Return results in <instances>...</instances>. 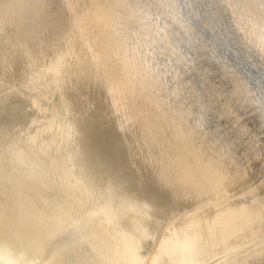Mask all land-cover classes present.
Segmentation results:
<instances>
[{
    "label": "rangeland",
    "instance_id": "374dc122",
    "mask_svg": "<svg viewBox=\"0 0 264 264\" xmlns=\"http://www.w3.org/2000/svg\"><path fill=\"white\" fill-rule=\"evenodd\" d=\"M201 1L205 14L199 21L197 20L195 23L193 21L194 24L191 21V24L197 30L201 26V20L204 19L215 26L213 30L204 28L205 31H201V34L204 33L205 40L207 42L210 40L209 45L214 50V57L222 61L229 71L240 76L248 88L260 86V90L253 88L251 93L260 97L264 102V92H261L264 89L263 58L259 57V54V56L257 55L254 51L255 48L250 50L246 47L244 49L246 43L238 41V38L235 39L236 36L230 33L240 31L237 29L234 19H231L229 13L221 8L220 0ZM45 2L48 7L46 4L45 6L42 4V7H39L38 4L37 8L29 5L23 6L24 8L17 11L18 7L13 6V0H0V227L5 231H18L23 228L33 231L35 236L38 235V248L35 254L37 261L40 259L38 264H81L86 258L85 253L89 250V244L86 243L88 241L85 240L86 235L89 234L91 226L96 227L98 220L106 222L116 245L91 247L93 264H185L183 261L205 264L204 259L212 253L214 248L209 246V243L203 238L210 236L211 240H217L223 237L228 233L230 226L234 224L233 218H239L243 213L238 214L239 217L228 215L222 218L206 219L234 206L228 205V208L226 207L224 210L186 219L185 222L184 219H177V217L183 218L194 211L195 199L187 194L182 186L164 184L158 180L155 167L148 164L144 153H142L143 149H140L141 141L137 131L131 126L118 127L119 120L111 112L103 90L99 87L86 89V87L75 86L77 76L65 70L62 60L68 63L81 61L84 67L80 73L84 78H87L92 71L87 63L89 60L85 55L83 40L78 30L72 35L74 29H68L65 3L62 0H45ZM205 6H209V9H206ZM54 11L59 14L60 20L54 19L53 25H51L50 15L53 16ZM41 24H44L42 27L46 26L42 28V31L39 30ZM96 39L98 38L96 37ZM95 49L93 50L97 51ZM222 50L227 53L221 54ZM215 52L219 54H215ZM226 54H229L227 55L229 58H224ZM243 54L247 56L249 54V56ZM195 56V53H189L187 58L190 61L186 65H178V70L184 73L183 79L200 90L202 96H205V93L201 88L206 85L202 78L207 77L209 83H221L224 87L229 86L227 80L223 79L217 70V61L212 63L206 59H196ZM232 57L237 60L235 61ZM224 59L227 60L224 61ZM250 59H253L254 62ZM230 62H233V65H230ZM234 62H237V67ZM254 64L259 67L257 68ZM251 71L257 75L255 76ZM250 72L253 74L252 76H250ZM244 73L247 74L244 75ZM85 74L86 76H84ZM248 75L250 77L247 78ZM251 77L256 83L251 80ZM165 78L171 85L172 80L168 79V76ZM68 105L74 113L82 115L86 120L80 130L74 126L69 117ZM247 109L242 112L244 115L242 121L253 131L260 150L264 154V129L261 121ZM204 118L207 130L215 131L225 140L239 143V140L242 141L244 138L240 137L238 140V132L234 131L230 120L218 117L213 110L207 111ZM241 147L239 145L237 149L241 150ZM119 148L121 151H117ZM126 155L128 156L126 157ZM133 169L137 170L139 174ZM127 173L129 177H127ZM82 182H84L83 185ZM106 183L111 184V187L115 184L121 186L125 184L123 189H120L119 185L113 189L119 194L123 190L132 191L138 200L148 201L151 204L154 202L152 204L154 207L159 206L160 209L158 207L150 209L149 215H147L149 212L140 211L141 217L144 215L142 218L147 215L145 219L154 218L158 221L153 233L150 235L146 233L140 215L137 213L138 209L136 208L143 206L135 208L134 204L118 200L115 207L114 204L109 203L116 197L113 193L108 194L106 199L98 197L96 191L103 190L104 186L108 185ZM247 186L257 187V193L263 195L264 199V169H258L257 176L251 179ZM157 197L158 200L160 199L159 201L165 197L166 199H163L165 202H159ZM254 200L256 201L253 199L248 203H253ZM126 205L130 209L128 212ZM113 210L116 219L107 216V212ZM153 210L154 212L160 211L159 213L162 215L154 213ZM50 214L71 216L74 221L68 223L63 229H57L58 225L61 227V224L62 226L65 224L64 220L61 219L57 223L51 224L48 220ZM191 215L193 214L191 213L189 216ZM201 221L204 223L202 222V224ZM49 224L52 228H49ZM200 227L208 230L203 229L204 233H202ZM176 232L178 233L176 234ZM190 232L191 234H189ZM156 233H161L157 240H155L158 236ZM188 234L191 236L190 238ZM201 234L205 236L202 237ZM263 234L264 232L261 233L264 237ZM153 241H157L155 245ZM132 244L136 247L135 249ZM249 247L222 253L223 255L220 254L218 257H214L216 254H212L211 261L208 259L209 264H225L231 256L246 254ZM251 264H264V256L255 258Z\"/></svg>",
    "mask_w": 264,
    "mask_h": 264
},
{
    "label": "bare ground",
    "instance_id": "6f19581e",
    "mask_svg": "<svg viewBox=\"0 0 264 264\" xmlns=\"http://www.w3.org/2000/svg\"><path fill=\"white\" fill-rule=\"evenodd\" d=\"M62 1L65 3L68 14V29H74L72 35L75 34L76 30L79 31V35L83 40L85 55L90 61V63L89 61L87 63L92 72L89 73L87 78H84L80 73V70H83L84 67L81 61L68 63L62 60V65L65 70L77 76L75 86L86 87V89L99 87L103 90L111 112L114 113L119 120V126H117L119 128L131 126L137 131L141 141L140 149H143L142 153H144V158H146L148 164L155 167L158 180L164 184L182 186L187 194L193 196L196 202L195 209L191 212L193 215L189 216L190 213L183 218L177 217V219H184L185 222L186 219L224 210L228 205L234 206L232 208L230 206L228 210H224L225 212L214 214L206 219L222 218L228 215L234 217L243 213L240 217L238 216L239 218H233L234 224L230 226L228 233L223 237L217 240H211L212 237H204L205 235L203 236L201 234V236L204 237L203 239L209 243V246L214 248L212 253L205 258L206 260L204 259V263H210L211 258H213L212 254H216L214 257H218L222 253L225 254L227 252L246 248V246H250L246 250V254L242 256H231L227 259L225 264H251L255 258L258 259L263 257L264 237L261 233L264 232V199L262 197L263 195L257 193V187H246V185L250 183L251 179L257 176L258 169H264V154L260 150L258 140L253 131L242 121V117L244 116L242 112L248 108L247 110H249L250 113H253L259 118L264 129V102H262L260 97L251 93V90L257 89L260 86L254 88L255 86L253 85L254 89L248 88L240 76L229 71L228 67H226L222 61L214 57V50L209 45L210 40L208 39L209 42H207L204 38L205 36H203L204 33L201 34V31H205L204 28L213 30L215 26L204 19L201 20V26L197 30L196 27H193L191 24V21L195 23L197 20L199 21L203 18L202 15L205 14L203 13V2L201 0ZM219 2H221L220 6L223 11L229 13L230 18L234 19L233 21H235L234 23L237 24V29L240 31L237 33H230L234 34L236 36L235 39L238 38V41H244L246 43L244 49H246V47L250 50L255 48V50H253L264 60V0H220ZM38 4L39 7L42 4H44V6L46 4L48 7L45 0H13V6L18 7V9H16L17 11L20 8L22 9L23 6L29 5L37 8ZM208 7L206 9H209ZM72 11L73 13H70ZM25 15H27L26 12ZM58 16L59 14L55 11L53 12V16L50 15L49 22L51 25H53L52 22L54 19L60 20ZM37 21L39 20L37 19ZM42 25L44 24H41V29H39L41 31L42 28L46 27H42ZM46 25L48 24L46 23ZM18 30H20V28H18ZM23 34L25 36L24 31ZM96 37L98 39H96ZM94 48H96L97 51H94ZM222 51L221 54L224 53V50ZM192 52L193 54L195 53L196 59L202 58L212 63L217 61V70L220 72L221 77L227 80L229 86L224 87L221 83H209L207 77L202 78V81L206 84L201 88L205 93V96H202L199 89L190 85L189 81L183 79L184 73L178 70V65H186V63L190 61L187 55ZM228 52L230 54V50ZM216 53L218 52H215V54ZM225 53L227 52L225 51ZM229 54H226L225 57L222 55V57L226 58ZM226 60L227 59H224V61ZM250 60L254 62L253 59ZM232 63L230 62V65ZM260 63L263 64L264 62ZM234 64L236 65L237 62H234ZM254 65L256 66V64ZM256 70L255 68V71ZM206 71L208 72L209 70ZM236 71H238V69ZM251 72L250 76L254 74V72L253 74ZM247 73H244V75ZM84 76H86V74ZM165 76H168V79L172 80L171 85H169V81L165 80ZM250 76L248 75L246 77L248 78ZM257 77L259 78L261 76ZM262 78L263 77H261V79ZM251 80H253L252 77ZM248 86L252 87L250 85ZM263 90L261 92H264ZM67 104H70V102H67ZM68 110L69 117L73 121L74 126L80 130L86 120L82 115L74 113L69 105ZM212 110L218 117L227 118L228 121L230 120L234 131L238 132V140L240 137H244L242 141H240V139L239 143H232L225 140L215 131L207 130L204 116L207 111L210 112ZM111 125L109 126L112 127ZM114 139H116V137ZM111 145L113 146L112 142ZM237 145L242 146L241 150L237 149ZM109 147L111 148V146ZM109 147L108 149H110ZM120 149L121 148L117 151H121ZM124 150L126 151V149ZM127 156L128 155H126V157ZM130 168L132 169V166H130ZM126 171L128 170L126 169ZM134 171L137 172V170ZM137 173L139 174V172ZM127 177H129L128 173ZM132 179L131 181H134ZM119 183L121 184V182ZM83 184L84 182H82V185ZM108 185H103L105 187L103 190L99 189L96 191L98 197H105L106 199L108 194L110 195L113 193L116 197L109 201V203L114 204L115 207L118 200H125L128 204H134L135 208L143 206L141 208H136L138 209L137 213L140 215L141 223L144 225L146 233H148V235L153 233L158 221L154 218L145 219V217L151 213L150 209H156V207L159 208V206L156 205V207H154L152 205L154 202L151 204L148 201L138 200L132 191L123 190V193L120 189H123L124 186H126L125 184L122 186L119 184L113 185L114 189L117 188L118 185L121 187H119L120 189L118 188L119 191L122 192L120 194L115 192L116 190L110 186L111 184ZM158 195L159 194L155 196ZM164 198L165 197H163V199ZM163 199L159 201L160 199L158 200L157 197L159 202H165L164 200L166 198ZM253 199H256V201L254 200L253 203H248ZM125 207L128 212L130 210L129 207L127 205ZM140 211L149 213L142 218L144 215L141 217ZM159 212L160 211L156 213ZM114 214V210L107 212V216L116 219ZM79 216L82 218L81 215ZM61 219L64 220L65 224L63 226L61 224V227L58 225V228L56 227L57 229H63L68 223L74 221V218L71 216H59L56 214H50L48 216V220H50L51 224L57 223V221ZM202 222L204 223V221H201V223ZM105 223L104 220H98L96 222V227L91 226L90 232L85 238L88 242L84 240L89 244V250L88 252L86 251V258H83L84 260L81 264H93L91 247L116 245L115 239L111 236L107 228L108 225ZM197 223L199 225L200 221ZM49 228H52L50 224ZM203 229H201L200 232H202ZM204 230L207 231L208 229ZM195 231L197 233L196 229ZM32 232L31 230L23 228H20L18 231H5L0 227V264H38L40 259L37 261L35 254L37 253L39 236H35ZM214 232L216 233V231ZM177 233L178 232H176V234ZM157 234L158 233H156V236ZM160 234H158L155 240L160 238ZM189 234H191V232ZM190 237L189 235V238ZM133 242L135 241L133 240ZM132 245L134 247V244ZM135 248L136 247H134V249ZM215 259L217 260V258ZM56 260L58 259L56 258ZM183 262L185 264H197L195 262Z\"/></svg>",
    "mask_w": 264,
    "mask_h": 264
}]
</instances>
